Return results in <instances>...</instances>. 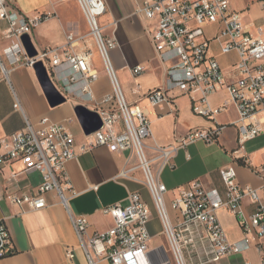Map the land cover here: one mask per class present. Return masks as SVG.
Returning <instances> with one entry per match:
<instances>
[{
    "label": "built area",
    "instance_id": "1",
    "mask_svg": "<svg viewBox=\"0 0 264 264\" xmlns=\"http://www.w3.org/2000/svg\"><path fill=\"white\" fill-rule=\"evenodd\" d=\"M75 1L87 25V36L93 42L111 85V94L99 100L92 92L99 78L92 50L87 47L79 52L73 50L78 40L84 42V38L68 35L69 48L62 54L43 50L29 58L21 38L29 36L47 16H26L8 0H0V22L6 24L2 37L9 43L2 52L3 73L17 68L32 69L41 62L52 83H59L55 87L66 100L79 98L84 102L82 105L93 106L92 110L102 121L101 129L84 136L78 146L65 123H52L48 119L35 125L26 124L20 131L1 139L0 177L6 167L18 165L19 169L6 176L7 189L0 192V205L17 207L22 213L37 212L48 207L47 195L58 192L60 204L66 207L65 193L69 197L76 195L65 173L67 162L96 147H105L112 153L127 151L129 157L136 160V166L123 175L135 169L142 173V183L157 214L167 249L163 246L150 248V209L139 194L133 193L128 196L127 205L114 204L102 210L103 215L113 220V226L105 232L90 234L85 219L73 220L78 248L85 254L88 264L100 260L108 264H192L206 259L217 262L252 249L259 255L258 264H264V164L253 169L262 182L259 189L239 186L232 166L219 172L224 195L207 188L201 180H193L179 188L169 203L176 216L174 223L165 202L167 189L157 178L160 169L153 172L152 160L145 150L144 141L151 135L146 110L139 104L127 103L110 63L109 51L117 48V42L113 35L106 37L99 25V18L106 12L105 3L103 0ZM131 1L135 5L134 15L142 16L150 25V42L166 70L167 89L149 91L145 97L148 106L157 108L169 104L166 95L169 90L195 96L192 113L213 126L190 132L179 146L197 141L211 145L228 126L215 122L217 115L226 109L225 104L214 108L208 100L224 90L238 114V121L233 124L237 131V149L232 154L235 161H245L240 155L241 147L264 134V0H256L262 12L260 24L244 22L243 14L231 10L227 0ZM207 28L213 29L209 37L204 33ZM213 44L218 45L220 55L236 56L227 70H223L213 55ZM130 71L137 76L144 68L137 65ZM13 108L18 110L19 107L15 104ZM175 150L172 146L155 149L156 158L161 160L160 167L171 160ZM32 174L40 179L32 191L23 194L14 190L13 186L21 177ZM245 200L253 207L249 214L243 206ZM221 211L235 218L242 233L239 241L227 239L219 220ZM13 254L9 231L0 221V260ZM65 257L71 261L73 250L68 249Z\"/></svg>",
    "mask_w": 264,
    "mask_h": 264
},
{
    "label": "crops",
    "instance_id": "2",
    "mask_svg": "<svg viewBox=\"0 0 264 264\" xmlns=\"http://www.w3.org/2000/svg\"><path fill=\"white\" fill-rule=\"evenodd\" d=\"M103 1L106 12L99 18L100 26L106 37L113 35L117 42V48L109 51L110 63L127 103L139 104L146 110L151 135L144 141L145 150L148 158L152 160L153 172L160 169L157 178L167 189L165 202L173 222H177L176 216L170 210L169 203L177 195L178 189L193 180H201L207 188L224 195L225 188L219 172L226 167H234L239 186L259 189L262 182L253 169L264 164V134L241 147L240 155L245 157V161H235L232 153L237 149V131L233 124L238 121V114L227 93L221 90L208 101L214 108L225 104L226 109L217 115L215 122L228 126L227 129L215 144L207 145L197 141L184 147L179 146L180 141L190 132L210 129L213 124L192 113L191 104L195 96L177 90L166 92L169 104L157 108L148 106L145 97L149 91L156 88L167 89L165 66L158 61L149 39L150 25L142 16L134 15L135 5L131 0ZM227 1L231 10L243 14L244 22L261 23L262 12L256 0ZM8 2L26 16H47L29 35L39 52L52 50L56 54H62L69 48L66 40L68 35L76 39L83 37L84 42L78 40V45L73 50L79 52L84 47L92 50L93 65L99 73L98 80L92 86L94 98L99 100L111 94L109 79L93 42L87 36V25L75 0ZM5 27L6 24L0 22V63L3 49L9 44L2 37ZM212 53L217 59V54ZM235 61L236 56L227 64V69ZM137 65L143 66L144 71L134 76L130 68ZM56 84L59 85L57 82ZM82 103L84 102L79 98H71L58 107L50 108L32 69L17 68L5 74L0 64V140L20 131L26 124L35 125L42 119H48L52 123H65L78 146L83 142L84 135L73 108ZM15 104L18 105V110H14ZM88 107L91 110L93 108L91 105ZM170 146L176 148L175 153L167 164L160 167L161 160L156 158L158 155L155 149ZM135 166L136 160L130 158L127 151L112 153L105 147H96L66 163L65 173L72 191L76 194L69 197L65 193L68 198L66 207L60 204L58 192L47 195L48 207L37 212L22 213L17 207L2 203L0 221L5 223L9 231L14 254L1 259L0 264H88L85 254L78 248L73 220L85 219L90 234L105 232L113 226V220L103 215L102 210L114 204L127 205V198L133 193L139 194L150 209V248L164 247L165 240L161 236L160 223L148 191L142 183V173L135 169L123 175ZM18 169V165L4 168L0 177V192L7 189L5 178L8 173ZM129 176L138 181L130 180ZM39 181V176L32 174L21 177L13 187L19 193H29ZM243 206L247 214L252 212L253 207L248 200L243 202ZM219 220L230 242H237L242 238L240 227L233 216L221 211ZM155 238H158L156 244ZM68 249L73 250L74 258L71 261L65 257ZM258 263L259 255L252 249L244 254L221 258L217 262L206 259L192 264ZM96 264L108 262L100 260Z\"/></svg>",
    "mask_w": 264,
    "mask_h": 264
},
{
    "label": "water",
    "instance_id": "3",
    "mask_svg": "<svg viewBox=\"0 0 264 264\" xmlns=\"http://www.w3.org/2000/svg\"><path fill=\"white\" fill-rule=\"evenodd\" d=\"M21 44L29 58L37 55V50L28 35L21 38ZM32 70L50 108L58 107L67 101L52 83L45 66L41 62L36 63ZM73 112L84 136H89L101 129L102 121L99 115L87 106L78 104L73 108Z\"/></svg>",
    "mask_w": 264,
    "mask_h": 264
},
{
    "label": "rangeland",
    "instance_id": "4",
    "mask_svg": "<svg viewBox=\"0 0 264 264\" xmlns=\"http://www.w3.org/2000/svg\"><path fill=\"white\" fill-rule=\"evenodd\" d=\"M99 25H100V23H99ZM212 31H213L212 28H207V29L204 30V33L206 34V36L209 37V36L212 34ZM211 51L217 54V61L219 62L220 66H221L224 70L227 69V64H228L231 60H233V59L235 58V55H234V54L220 55V54L218 53V45H217V44H213V45L211 46ZM97 55H98V53H97ZM98 57H99V56H98ZM96 60H97V58L95 59V61H96ZM157 240H158V238H155V239H154L155 244L157 243ZM164 247H165V249H167V246H166V242H165V241H164Z\"/></svg>",
    "mask_w": 264,
    "mask_h": 264
}]
</instances>
